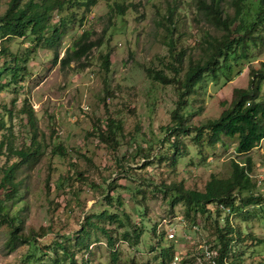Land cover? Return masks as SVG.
Masks as SVG:
<instances>
[{
  "label": "rangeland",
  "instance_id": "374dc122",
  "mask_svg": "<svg viewBox=\"0 0 264 264\" xmlns=\"http://www.w3.org/2000/svg\"><path fill=\"white\" fill-rule=\"evenodd\" d=\"M8 1L0 0L1 12ZM75 1L76 7L54 13V20L70 13L77 16L65 28L56 49L33 51L23 82L0 91V111L6 108L12 113L11 118L5 117L11 128V142L17 148L29 143L30 126L21 110L27 104L33 111L36 138L42 148L35 162L18 171L19 195L7 204L9 213L17 218L22 234L46 233L31 245L9 249L8 228L1 226L0 264H69L67 260L55 262L61 257L60 251L56 253L51 246L55 242H66L79 264H172L174 255L180 259L178 264H208L203 248L213 244V219L205 221V217L198 215L197 225H193L185 218L183 206L178 204L170 210L168 201L154 186L183 181L185 187L201 191L211 174L228 176L230 161H240L244 156L234 153L232 143L226 149L218 145L203 147L202 155L197 156V148L186 138L182 142L188 146V152L182 154L176 165L152 158L149 164L148 160L132 155L137 148L131 142L136 134H143L147 142H155L162 137L161 129L171 124L177 103L174 88L153 83L145 74L147 67L156 68L161 58L167 56L166 26L171 27L172 23L176 27L173 40L178 49L186 47L185 60L199 57L204 33H220L203 16L195 0H93L87 7L79 6L80 0ZM231 1L221 0L224 14H233ZM115 4L125 7L121 16L116 14ZM168 14L171 23L166 18ZM83 31H89L91 39L102 36L106 44L90 52L84 68H76L75 63L61 67L59 60L65 49ZM29 46L24 39L13 40L9 47L16 53ZM100 51L110 55L108 72L100 66ZM261 62L264 47L255 50L249 62L230 67L224 75H206L189 97L187 124L197 125L217 117L221 103L230 101L234 88L248 85L250 69L258 68ZM259 86V99L264 100V80ZM108 118L119 121L123 128L117 136L120 145L116 149L101 143L95 134L94 129ZM57 144L66 150L65 158L54 154ZM155 145L153 153L159 150ZM248 156L251 178L258 185L257 191L264 194V140ZM108 184L118 186L111 188V194L119 195L123 209L137 226L140 220L135 212L136 196L142 199L146 210L142 222L149 234L143 235L145 241L132 246L121 239L122 230H117L112 234L115 242L110 247L103 235L92 232L88 251L81 252L72 247L70 234L80 229L86 212L102 209L101 200ZM248 211V215L233 216L229 221L255 240L244 245L232 244V258L239 264H264V210ZM218 221L224 225L223 216ZM160 241L172 249V255L164 262L156 246ZM114 251L115 260L111 258Z\"/></svg>",
  "mask_w": 264,
  "mask_h": 264
},
{
  "label": "trees",
  "instance_id": "16d2710c",
  "mask_svg": "<svg viewBox=\"0 0 264 264\" xmlns=\"http://www.w3.org/2000/svg\"><path fill=\"white\" fill-rule=\"evenodd\" d=\"M80 1L79 6L82 7L93 3V0ZM195 2L213 29L220 34L216 36L209 32L204 33L199 44V57L185 60L186 47L179 49L176 47L173 40L176 36V27L170 21L171 14L167 15L166 18L171 23V27L166 26L167 36L164 41L167 56L161 58L156 68L147 67L145 74L153 83L163 87L172 86L177 94V103L171 113V124L161 129L162 137L157 141L147 142L143 139V134H136L133 137L131 143L135 144L137 149L132 155L148 160L147 163L152 158L160 163L174 166L183 156L182 154L188 152V146L183 144V139H190L197 148V156L202 155L203 147L215 148L218 145L226 149L228 143L233 144L234 153L243 155L244 159L231 160L230 173L226 177L211 174L203 190L187 188L183 181L160 183L154 187L162 193L163 199L168 201L170 210L175 205H182L185 218L193 225H197L198 215L205 217V221L213 219L211 221L213 244L204 247L209 252L213 264H239V261L232 258L234 256L231 253L232 244L244 245L245 242H253L255 239L250 233L243 232L240 227H233L229 219L233 216L248 215L250 208H257L260 212L264 210V194L257 191L258 185L251 178V159L248 156L264 140V100L259 99V85L264 80V62H261L258 68L250 69L249 82L245 88L232 90L230 101L221 103L222 110L217 117L197 125L187 124L190 113L188 104L189 97L196 91V85L206 75L213 78L224 75L230 67L249 62L253 52L264 47V0H232L230 4L232 15L223 13L221 0L208 2L195 0ZM76 5L75 0H9L7 2L4 11H0V91L10 85H20L23 82L28 72L26 64L33 51L56 49L65 28L68 24L75 22L77 16L70 13L54 20V13L58 15L63 8L69 10ZM115 6L116 14L121 16L124 5L115 4ZM24 39L30 43L24 52L11 51L9 46L13 40ZM105 44L102 36L91 39L89 31H83L65 49L59 64L61 67H68L71 63H75L76 68H84L85 64H88L90 52ZM54 55L56 60L57 54L54 53ZM109 57L108 52L100 51L98 54L100 66L105 72L109 70ZM83 60H85L84 64ZM106 92L108 95L107 88ZM26 106L27 104L21 110L27 117L31 135L29 143H24L19 148L11 142V128L5 120L6 116L11 118V111L6 108L0 111V162H2L0 165V227L4 225L8 228L9 237L6 245L9 249H14L21 244L31 245L46 235L45 232H38L36 235L22 234L17 218L9 213L7 206L19 195L18 171L24 165L35 162L42 154L40 141L36 138L35 117L32 109ZM94 130L100 142L111 149H116L120 145L117 136L123 128L119 121L108 118ZM155 144L159 150L153 153ZM54 151L57 156L66 157V150L59 144L54 145ZM116 187L118 186L107 185L101 200L102 209L94 211L90 209L85 213L80 229L70 234V238H73L72 247L80 249L81 252L88 251L92 232L103 235L110 247L115 242L112 234L117 230H122L121 239L131 242L132 246L145 241L149 233L142 222L146 214L144 202L136 196L135 212L140 220V225L137 226L123 209L124 202L119 195L111 194V188ZM222 216L223 226L218 221ZM151 232H155L154 226ZM144 234L146 236L143 237ZM171 235V238H174V234ZM49 245L50 243L45 246L49 247ZM51 246L56 248L55 252L61 253V257L55 259L56 263L67 260L70 261L69 264H79L75 258V252L66 242H55ZM156 246L159 249L161 262L172 255L171 247H164L162 241ZM115 256L114 251L111 258L115 260ZM179 260V257L174 255L172 264H178ZM208 264L211 263L208 262Z\"/></svg>",
  "mask_w": 264,
  "mask_h": 264
},
{
  "label": "built area",
  "instance_id": "2783aa9c",
  "mask_svg": "<svg viewBox=\"0 0 264 264\" xmlns=\"http://www.w3.org/2000/svg\"><path fill=\"white\" fill-rule=\"evenodd\" d=\"M170 237H172V235H170ZM204 254H205V258H206V260H209V262H210L211 264H213V262H212V260H211V257H210V255H209V252L206 251V248H204Z\"/></svg>",
  "mask_w": 264,
  "mask_h": 264
}]
</instances>
